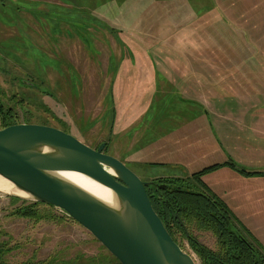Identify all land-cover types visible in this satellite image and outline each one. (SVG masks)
Returning a JSON list of instances; mask_svg holds the SVG:
<instances>
[{
  "label": "rangeland",
  "instance_id": "obj_1",
  "mask_svg": "<svg viewBox=\"0 0 264 264\" xmlns=\"http://www.w3.org/2000/svg\"><path fill=\"white\" fill-rule=\"evenodd\" d=\"M0 101L17 123L107 142L144 182L212 198L264 254V0H0ZM22 200L0 195L7 263L118 264L56 208L14 217Z\"/></svg>",
  "mask_w": 264,
  "mask_h": 264
},
{
  "label": "water",
  "instance_id": "obj_2",
  "mask_svg": "<svg viewBox=\"0 0 264 264\" xmlns=\"http://www.w3.org/2000/svg\"><path fill=\"white\" fill-rule=\"evenodd\" d=\"M65 131L35 123L0 128V176L29 199L66 213L85 228L120 264H196L168 233L146 186L115 156ZM82 173L110 189L111 206L60 172ZM178 217V215H176Z\"/></svg>",
  "mask_w": 264,
  "mask_h": 264
},
{
  "label": "trees",
  "instance_id": "obj_3",
  "mask_svg": "<svg viewBox=\"0 0 264 264\" xmlns=\"http://www.w3.org/2000/svg\"><path fill=\"white\" fill-rule=\"evenodd\" d=\"M11 111H12L11 109H6L5 106L0 101V124H1L0 128H5L9 125L17 124L15 120H12L13 115ZM105 143L106 145L104 149L107 148V142ZM200 174L201 173L196 174L194 176L197 177V179H199L198 176ZM159 181L172 184L173 187H172L171 196L169 198L168 208H173L175 214H177L178 217L182 219L185 225L193 222L201 228L211 230L217 237L218 251L216 252L200 244L194 237L188 238L190 248L199 256L202 264H264V254L260 251V249L245 239L244 235L241 233V230L240 228H238V226L232 228L226 224L227 221H230V218L225 213L223 207H220L222 208L224 215V217L221 218L224 220L225 223H223L220 218L217 219L215 218L216 214L214 215L212 214V212L216 213L217 211L208 209L206 205L201 201L200 199L201 196H199L198 193L193 192L192 189L190 188L185 189L181 185L176 186L174 185V182L172 180H168V181L159 180ZM146 190L151 200L152 198L151 193L153 191L151 189L150 190L146 189ZM10 198L13 199L14 201L24 202V200L18 197H10ZM214 203L216 206L219 205L217 202ZM40 205H44L49 208H54L44 203L32 202L27 206H19L18 208H15L12 215L16 218H24L34 221L35 220L40 221L42 219L43 220L53 219L54 216L50 214H43V212L39 207ZM153 208L161 218L168 233L173 238V234L175 233L176 230L172 232L169 228L175 227L174 223L177 222L174 213L173 215L170 214V217L163 219V217H161L160 211L155 209L154 206ZM239 234H241V236H239ZM234 239L238 242L240 241V243H242L245 247L244 257H242L241 259L238 258L240 252L237 246L238 243H236ZM2 243L3 242H0V264H9L6 262L5 256L10 252V248L5 247L6 243L4 244ZM233 257L235 258L234 260H232ZM116 262L120 264L117 260Z\"/></svg>",
  "mask_w": 264,
  "mask_h": 264
},
{
  "label": "flooded vegetation",
  "instance_id": "obj_4",
  "mask_svg": "<svg viewBox=\"0 0 264 264\" xmlns=\"http://www.w3.org/2000/svg\"><path fill=\"white\" fill-rule=\"evenodd\" d=\"M149 183H150V185L152 187L150 185H148V186H146V189H148V190L151 189L153 191L151 193L152 198L150 200V201H152L151 202L152 206H154L155 209H157L158 211H160L161 217H163V219L170 217V214L173 215V213H174V216H175L177 222L174 223L175 227H173V228L171 227L169 229L172 232L174 230H176L179 233L184 234V237H185L187 243L189 244L188 238L189 237H193V236H191V234L188 233V230L186 228V225L184 224V222L182 221V219H180L179 217H176L177 214H175L174 209L173 208H168L169 198L171 196L172 187H173L172 184L166 183V182H161V181H159V182L158 181H152V182H149ZM200 199L206 205V207L208 209L217 211L216 213L212 212V214H214V215L216 214L215 215V218L216 219L217 218H220L221 221L223 223H225L224 220L221 218V217H224L222 208H220L221 206H219V205H217V206L215 205L214 202H216V201H214L213 199H210L209 197H202ZM226 224L229 225L232 228H235V226H238L237 223L230 222V221H227ZM178 226H179V228H178ZM229 226H228V228H229ZM213 235H214V233H213ZM239 236H241V234H239ZM173 239L179 245V243H178V241H177V239L175 237V233L173 234ZM215 239H216V242H218L217 237ZM234 241L236 243H238L237 246L239 248V252L241 253V254L239 253L238 258L241 259L242 257H244L245 247H244V245L242 243H240V241L238 242L235 239H234ZM217 245H218V243H217ZM234 259L235 258L233 257L232 260H234Z\"/></svg>",
  "mask_w": 264,
  "mask_h": 264
},
{
  "label": "bare ground",
  "instance_id": "obj_5",
  "mask_svg": "<svg viewBox=\"0 0 264 264\" xmlns=\"http://www.w3.org/2000/svg\"><path fill=\"white\" fill-rule=\"evenodd\" d=\"M59 175L80 186L103 202L111 206H115L117 204L115 196L110 189L99 184L88 176L73 171L60 172ZM2 194H16L22 197H27L26 194L16 190L8 180L0 176V195Z\"/></svg>",
  "mask_w": 264,
  "mask_h": 264
},
{
  "label": "crops",
  "instance_id": "obj_6",
  "mask_svg": "<svg viewBox=\"0 0 264 264\" xmlns=\"http://www.w3.org/2000/svg\"><path fill=\"white\" fill-rule=\"evenodd\" d=\"M206 117L209 118V113H208V112L206 113ZM255 173H256V174H259L260 171H256ZM260 174H261V173H260ZM261 175H263V174H261Z\"/></svg>",
  "mask_w": 264,
  "mask_h": 264
},
{
  "label": "built area",
  "instance_id": "obj_7",
  "mask_svg": "<svg viewBox=\"0 0 264 264\" xmlns=\"http://www.w3.org/2000/svg\"><path fill=\"white\" fill-rule=\"evenodd\" d=\"M58 211H60L62 214H64V215H65V213H64L63 211H61V210H58Z\"/></svg>",
  "mask_w": 264,
  "mask_h": 264
}]
</instances>
